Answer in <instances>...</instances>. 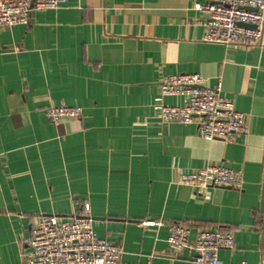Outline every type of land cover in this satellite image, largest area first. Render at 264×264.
I'll return each instance as SVG.
<instances>
[{
	"label": "crops",
	"instance_id": "0c3cea01",
	"mask_svg": "<svg viewBox=\"0 0 264 264\" xmlns=\"http://www.w3.org/2000/svg\"><path fill=\"white\" fill-rule=\"evenodd\" d=\"M205 1L67 0L0 29V264L23 263L39 216L88 211L126 263L194 264L169 255L172 223L234 230L224 264L264 258V49L205 43L194 23ZM177 74L220 83L248 133L207 141L195 123L165 122L162 106L185 103L161 96ZM63 104L81 118L51 122L44 111ZM215 164L242 171V189L178 185Z\"/></svg>",
	"mask_w": 264,
	"mask_h": 264
},
{
	"label": "built area",
	"instance_id": "2783aa9c",
	"mask_svg": "<svg viewBox=\"0 0 264 264\" xmlns=\"http://www.w3.org/2000/svg\"><path fill=\"white\" fill-rule=\"evenodd\" d=\"M66 5L67 0H0V29L28 25L34 13L56 11ZM194 10L200 13L194 23L204 29L205 43L264 49V0H206L197 3ZM161 96L185 98L182 106L160 108L165 122L195 123L199 136L207 141L234 143L248 133L245 115L222 95L221 84L210 87L201 74L164 77ZM82 114L81 108L64 104L45 110L53 123L80 119ZM177 183L199 193L218 188L240 190L244 176L242 171L215 164L182 173ZM142 225L157 227L163 223L145 221ZM167 244L170 256L178 259L185 255L194 264H224L220 253L236 249L235 233L228 227L193 234L191 227L183 223L169 225ZM24 245L28 251L22 264H132L122 260L121 246L98 237L89 211L71 217L39 216ZM151 263L152 259L145 264ZM259 264H264V258Z\"/></svg>",
	"mask_w": 264,
	"mask_h": 264
},
{
	"label": "rangeland",
	"instance_id": "374dc122",
	"mask_svg": "<svg viewBox=\"0 0 264 264\" xmlns=\"http://www.w3.org/2000/svg\"><path fill=\"white\" fill-rule=\"evenodd\" d=\"M234 231V230H233ZM234 233H235V231H234Z\"/></svg>",
	"mask_w": 264,
	"mask_h": 264
},
{
	"label": "trees",
	"instance_id": "16d2710c",
	"mask_svg": "<svg viewBox=\"0 0 264 264\" xmlns=\"http://www.w3.org/2000/svg\"><path fill=\"white\" fill-rule=\"evenodd\" d=\"M44 114H45V111H44Z\"/></svg>",
	"mask_w": 264,
	"mask_h": 264
},
{
	"label": "water",
	"instance_id": "95a60500",
	"mask_svg": "<svg viewBox=\"0 0 264 264\" xmlns=\"http://www.w3.org/2000/svg\"><path fill=\"white\" fill-rule=\"evenodd\" d=\"M246 27H248V26H246Z\"/></svg>",
	"mask_w": 264,
	"mask_h": 264
}]
</instances>
